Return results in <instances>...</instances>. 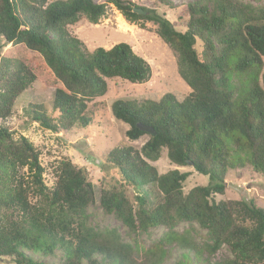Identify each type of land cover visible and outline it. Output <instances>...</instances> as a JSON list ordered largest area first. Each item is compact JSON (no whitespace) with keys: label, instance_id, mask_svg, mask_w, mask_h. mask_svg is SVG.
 I'll list each match as a JSON object with an SVG mask.
<instances>
[{"label":"trees","instance_id":"trees-1","mask_svg":"<svg viewBox=\"0 0 264 264\" xmlns=\"http://www.w3.org/2000/svg\"><path fill=\"white\" fill-rule=\"evenodd\" d=\"M195 0L188 5L184 31L154 9L131 0H0V120L14 114L18 99L38 80L54 89L51 117L44 105H29L26 118L53 134L92 127L101 109L89 104L104 97L108 81L143 84L152 68L127 43L90 52L68 27L86 18L98 24L113 4L131 24L157 26V35L177 55L178 72L191 89L182 102L172 94L160 101L118 100L112 115L129 126L130 141L149 139L137 150L115 148L107 162L122 187L103 189L100 206L128 230L91 225L88 210L96 193L88 173L64 159L53 168L49 187L41 152L27 137L0 126V261L14 264H160L167 246L178 244L176 264H264V209L254 200L216 202L231 171L249 168L264 177V0ZM143 9L147 15H138ZM11 48L4 51L7 46ZM152 128L155 135L140 127ZM167 153L177 167L207 177V186L184 190L190 173L159 174L153 165ZM143 187L159 196L149 205ZM138 191L137 204L127 195ZM198 224L202 243L189 239ZM164 227L159 244L140 237ZM227 246L230 255L212 263ZM190 251V253H189ZM59 255V257H58Z\"/></svg>","mask_w":264,"mask_h":264},{"label":"rangeland","instance_id":"rangeland-1","mask_svg":"<svg viewBox=\"0 0 264 264\" xmlns=\"http://www.w3.org/2000/svg\"><path fill=\"white\" fill-rule=\"evenodd\" d=\"M57 0H50L54 2ZM96 3H104L106 0H94ZM137 7L154 9L160 15L165 16L180 31H184L189 21L188 5L195 0H131ZM258 6L260 3L254 0H245ZM146 28L141 29L138 25L129 23L117 8L110 4L106 17L98 24H91L86 18L77 25L68 27L69 32L86 46L90 52L98 48L106 50L127 43L133 51L152 68L150 80L143 84H132L128 81H108V93L97 98L89 104L92 112L101 109V114L92 127L76 129L67 134H53L42 129L35 122L29 121L23 110L29 105H44L48 114L56 118L58 113L53 110L54 89L48 87L43 80L36 81L17 101L13 116L6 120H0V126H6L20 136L27 137L41 152L42 165L47 169L45 175L46 184L51 187L55 183L53 168L62 160H70L76 167L84 169L88 173L89 181L93 184L96 193V203L90 207V223L100 229H117L124 242L132 243V237L127 228L113 215L104 213L100 206V197L103 189L122 187L124 182L118 172L107 162L108 156L115 148L133 147L140 150L149 137L144 136L137 141H130L126 135L129 126L117 120L111 112V106L118 100H135L143 102L146 100L160 101L167 94H172L179 102H182L191 93V89L185 84L178 72L177 55L157 35V26L147 22ZM7 46L5 50L11 48ZM159 174L164 175L170 171L179 170L182 173H190L184 190L188 193L195 187L207 186L209 179L196 173L192 168H182L173 165L167 158L166 151L161 160L153 164ZM226 192L224 195H214L216 202L224 200L250 201L254 200L257 206L264 209V177L256 176L249 168L231 171L227 177ZM141 193L146 195L149 205H154L159 196L143 187ZM138 191L128 188L127 195L137 204ZM197 231L189 234V239L196 244L202 243V236L206 234L198 224L183 223L176 231L179 233L191 230ZM192 231V230H191ZM167 229L157 227L143 234L139 241L145 247L159 244ZM167 257L160 264H176L183 259L187 251L181 249L178 244L167 246ZM190 253V251H189ZM230 255L227 246L223 247L213 258L215 263ZM36 259L41 258L44 262L56 263L57 258H42L34 255ZM59 257V255H58ZM202 264L205 262L201 261ZM0 264H14L12 260L5 259Z\"/></svg>","mask_w":264,"mask_h":264},{"label":"water","instance_id":"water-1","mask_svg":"<svg viewBox=\"0 0 264 264\" xmlns=\"http://www.w3.org/2000/svg\"><path fill=\"white\" fill-rule=\"evenodd\" d=\"M135 13H137L138 15H147V12H145L143 9H135ZM140 129L148 134H153L155 135V132L152 128H149V127H140Z\"/></svg>","mask_w":264,"mask_h":264}]
</instances>
